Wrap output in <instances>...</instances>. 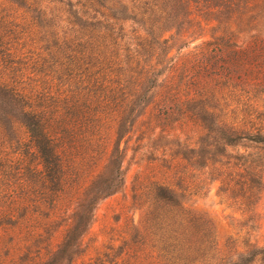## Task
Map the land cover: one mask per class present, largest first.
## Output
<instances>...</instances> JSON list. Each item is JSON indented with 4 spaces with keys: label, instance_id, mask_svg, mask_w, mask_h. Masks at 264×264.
<instances>
[{
    "label": "trees",
    "instance_id": "1",
    "mask_svg": "<svg viewBox=\"0 0 264 264\" xmlns=\"http://www.w3.org/2000/svg\"><path fill=\"white\" fill-rule=\"evenodd\" d=\"M51 1L60 6H29L47 29L28 55L0 23V264H76L97 205L123 186L132 132L160 87L152 120L190 111L204 132L198 148L175 149L176 181L152 188L158 264L264 263L257 242L215 257L211 229L180 217L185 172L176 159L207 168L244 207L259 201L264 159L246 148L264 149V125L250 119L252 107L230 121L214 81L264 83V0ZM199 38L191 65L177 63V41L179 50ZM186 85L195 90L188 109L176 96Z\"/></svg>",
    "mask_w": 264,
    "mask_h": 264
},
{
    "label": "rangeland",
    "instance_id": "2",
    "mask_svg": "<svg viewBox=\"0 0 264 264\" xmlns=\"http://www.w3.org/2000/svg\"><path fill=\"white\" fill-rule=\"evenodd\" d=\"M33 1L49 4L51 8L60 6L51 0H0V23L7 33L11 32L7 41L22 55L37 51L45 43L40 31L47 28L41 29L34 12L30 10ZM201 41L202 38L193 40L179 50L180 41H177L171 55L177 63L189 66L194 61L193 52ZM218 76L214 81L216 95L230 121L243 119L244 110L252 107L256 112L250 119L264 125V83L256 86L251 80H240L238 74ZM194 77V73L188 70L186 78L192 80ZM189 86L176 91L179 100H184V109H188L189 105L185 99L192 97L195 91ZM162 91V87L157 89L155 102L147 107L135 124L123 163V186L97 205L94 220L83 238L85 253L76 264H89L97 257H101L106 264L123 258L137 264L159 263L161 251L159 232L154 222L152 188L161 182L176 181L173 167L175 149L198 148L200 135L204 132L190 111L186 112L188 114L176 112L171 122L153 121L157 112L155 103ZM247 145H250L247 151L260 154L264 159V149ZM176 159L184 165L185 172L184 197L177 212L180 217L199 224L202 222L211 229L215 257L238 253L245 248V243L264 244V191L253 207H244L220 192V183L210 181L207 168L192 165L188 159L178 156Z\"/></svg>",
    "mask_w": 264,
    "mask_h": 264
}]
</instances>
